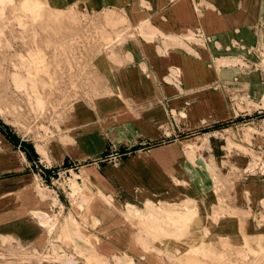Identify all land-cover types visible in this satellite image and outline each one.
Here are the masks:
<instances>
[{
  "label": "crops",
  "instance_id": "1",
  "mask_svg": "<svg viewBox=\"0 0 264 264\" xmlns=\"http://www.w3.org/2000/svg\"><path fill=\"white\" fill-rule=\"evenodd\" d=\"M44 6L70 45L50 90L76 95L47 139L0 117V264L264 253V0ZM62 214L67 256L43 260L63 229L42 221Z\"/></svg>",
  "mask_w": 264,
  "mask_h": 264
},
{
  "label": "rangeland",
  "instance_id": "2",
  "mask_svg": "<svg viewBox=\"0 0 264 264\" xmlns=\"http://www.w3.org/2000/svg\"><path fill=\"white\" fill-rule=\"evenodd\" d=\"M28 1L0 0V117L24 134L47 139L59 126L76 95L63 87L59 91L50 90L49 73L56 63L61 72L66 70L69 62L64 58L69 54L67 49H70V45L64 39V29L55 27V20L49 19L52 13L44 6L46 0ZM256 63L263 66L260 61ZM262 98L264 104V95ZM260 113H264V108H260ZM59 174L55 179L51 178V183L62 188L67 187L74 177L72 170ZM54 221L47 223L49 216L42 221L45 225L49 224L47 227L53 226L54 231L56 228L63 229L60 230L61 235L57 236L56 244L53 239L52 250L44 255L42 253L43 260L53 259L55 255L60 259L67 256L60 246L63 232L67 230L64 214ZM71 227L77 229L74 225ZM219 249H223V246L217 247L216 257L210 264H264L263 252H245L229 245L227 253ZM76 253L73 252V255ZM87 260L90 264H96L98 258L87 255ZM202 262L209 264L206 260ZM103 264L110 263L106 261Z\"/></svg>",
  "mask_w": 264,
  "mask_h": 264
},
{
  "label": "built area",
  "instance_id": "3",
  "mask_svg": "<svg viewBox=\"0 0 264 264\" xmlns=\"http://www.w3.org/2000/svg\"><path fill=\"white\" fill-rule=\"evenodd\" d=\"M117 154L118 153H108V154L104 155L101 159L102 160L112 159V158H115L119 155V154L118 155ZM73 168H75V167H70L67 171L73 170Z\"/></svg>",
  "mask_w": 264,
  "mask_h": 264
},
{
  "label": "bare ground",
  "instance_id": "4",
  "mask_svg": "<svg viewBox=\"0 0 264 264\" xmlns=\"http://www.w3.org/2000/svg\"><path fill=\"white\" fill-rule=\"evenodd\" d=\"M29 3H31V2H33V0H29L28 1ZM34 3V2H33ZM93 256V255H92ZM197 258V257H196ZM193 259V258H192ZM197 259H199V258H197ZM195 260V259H194ZM73 261H75V260H73ZM198 261V260H197ZM66 262V261H65ZM69 262H70V260H69ZM195 262V261H194ZM201 263V262H200ZM200 263H198V264H200ZM203 263V262H202ZM205 264V263H204Z\"/></svg>",
  "mask_w": 264,
  "mask_h": 264
}]
</instances>
